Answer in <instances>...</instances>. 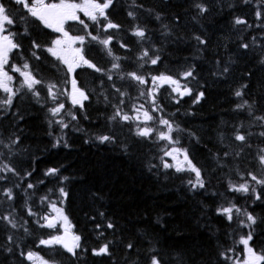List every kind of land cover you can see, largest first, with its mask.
<instances>
[{
  "label": "trees",
  "instance_id": "16d2710c",
  "mask_svg": "<svg viewBox=\"0 0 264 264\" xmlns=\"http://www.w3.org/2000/svg\"><path fill=\"white\" fill-rule=\"evenodd\" d=\"M5 2L15 9L14 15H23L27 20V23L19 21L14 29L21 48L10 53L6 70L11 65L19 67L28 62L31 70L38 73L45 83H57L62 91L69 92L71 79L75 78L77 86L86 92L89 99L83 101L81 109L73 107L68 96L60 95L65 112L70 111L77 116L76 120H71L70 116L64 115L69 127L62 129L59 124H50L54 118L48 108L53 102L48 97L47 88L41 87L38 102L27 89L20 88L22 77L9 71L14 78L11 86L19 91L11 107L0 105V138L8 143L11 138L19 137L11 160L20 175L7 174V179L0 180V191L13 188L16 215L28 221V232L23 229L15 232V242L10 243L7 236L13 232H6L0 223V264H33L21 255L28 251L49 259L51 264L50 257L55 258L54 264H143L144 253L150 244L168 264H176L177 260L181 264H232L231 260L221 257V252L230 247L235 249L230 253L233 258L237 254L242 258L243 246L238 240L248 229L235 224L230 226L224 217L217 216L215 210L221 204H234L257 217L250 244L254 250L264 251V223H261L264 221V202L228 190L229 179L240 182L237 171L251 170L255 163L253 157L257 148L264 146L261 144L264 138L251 137L252 147L245 149V153L250 154L247 160L226 158L229 162L223 168L216 164L223 152L234 147L230 144L234 126L243 123L245 128L242 131L248 129L258 133L261 130L248 127L247 110H235L241 100L234 95L235 90L247 83L251 92L245 90L244 99L250 104L257 101L256 107L264 103L261 101L264 95V64L260 63V48L252 41L247 50L240 47L246 43L245 25L234 24L236 17L247 22L254 19L251 27L261 28L260 19L253 14L260 0H252L248 4L242 0H200L209 11L198 17L193 0H135V4L143 5L142 8L135 7L133 0H116L108 10L109 19L120 24L121 28L109 32L101 31L83 13H79L89 25L87 31L93 35L114 37L112 51L122 57L119 63L125 72L138 70L145 74L177 76L189 68L194 69L195 79L181 80L182 84L192 88V95L180 99L171 91V86L164 85L158 89L156 98L163 108L158 115L169 119L174 128L182 130L173 133L179 138V144L175 146L187 149L193 163L207 176V191L201 189L199 192L190 191L187 185L186 178L193 174L163 168L161 157L165 160V156L162 149L172 147L166 141L137 137L134 122L109 123L107 117L114 111L109 101L115 103L119 97L105 76L86 66L69 73L64 64L44 50L57 38L56 32L29 17L14 0ZM130 10L136 13L135 19L128 16ZM157 14L160 20L156 19ZM101 23L106 22L101 20ZM134 25L146 29L149 39L143 47L158 50L161 61L157 65L138 67L141 61L135 57L141 45L137 43L138 38L131 34ZM65 28L70 35H85L83 25L76 21H69ZM194 35L205 38L207 44L199 45L193 39ZM33 41L38 42L41 49H33ZM121 42L126 43L130 50L121 48ZM77 47H83L85 57L97 66L111 69L113 60L103 45L86 38L85 44ZM33 51L40 56L39 60L32 55ZM217 61L220 63L217 64ZM225 65L229 68L228 73L214 75ZM116 83L123 85L128 93L124 97L123 108L129 115H133L135 112L132 109L141 103L145 108L151 107L146 98L139 97V91L146 90L144 86L129 80L117 79ZM201 91L204 97L195 103L193 97ZM6 95L0 91V100ZM105 96L108 101H105ZM151 126L158 127L155 123ZM111 132L116 135L113 142L101 144L96 139ZM57 141H60L59 146L54 147ZM0 152L8 156L7 148L0 147ZM51 168L59 169V173L45 176V171ZM28 172L32 175L26 176ZM257 172H264V169L257 166ZM28 183L36 187L27 189ZM17 184L19 187H15ZM61 187L67 192V197L60 195ZM257 190L261 189L258 187ZM45 195L56 206H61L72 225V232L81 236V245L85 250L78 251V258L59 246L53 249L40 245L41 239L52 236L50 229L36 223L39 215H50L51 212V206L41 201ZM4 201L6 198L0 196V211L7 207ZM29 206L37 216L27 214ZM109 222L115 225L113 229L106 227ZM97 225L101 227L97 228ZM109 241L110 256L92 254V249ZM129 242L138 245L135 252L127 250ZM8 248L12 251H7Z\"/></svg>",
  "mask_w": 264,
  "mask_h": 264
},
{
  "label": "snow or ice",
  "instance_id": "6c2138e0",
  "mask_svg": "<svg viewBox=\"0 0 264 264\" xmlns=\"http://www.w3.org/2000/svg\"><path fill=\"white\" fill-rule=\"evenodd\" d=\"M115 2L116 0H79V2H75V0H14V3L21 6L29 17L39 21L44 28L51 29L53 32L60 34V36L54 39L44 50L56 60L64 64L69 73L75 72L79 67L86 66L93 69L95 72L100 73L101 76H105L107 81L111 82L110 87L114 89L119 99H117L115 103L109 101L110 106L114 109L112 114L107 117L109 123L134 122L137 125L134 133L137 137L166 141L167 144L172 147L168 150L162 149L163 154L165 157H169L174 163H169L161 157L163 168L174 169L177 173L189 172L193 174L186 178L189 190L193 192H199L201 189L207 191V176L202 172L200 167L193 163L187 149L175 146L179 144V138L174 137L173 133L182 130L178 127L174 128L169 119L158 115L163 112V108L160 107L156 98L158 89L164 85L171 86V91L176 93L180 99L186 95H192V88L187 84H182L181 80L187 81L190 78L195 79L194 69L189 68L188 70L179 73L177 76L165 73H159L156 75L145 74L138 70L125 72L122 64L119 63L122 57L114 55L112 51L111 45L114 37L112 35L106 37H102L98 34L93 35L91 31H87L89 25L82 20L79 15V13H83L88 20L93 24H96L103 32L119 30L121 25L113 23L109 19L108 10L114 6ZM242 2L248 4L251 3L252 0H242ZM133 3L135 7H143V5L135 4V0H133ZM193 8L196 10L197 17L203 16L209 11L208 7L200 2V0H193ZM14 12L15 9L10 8L5 0H0V91L7 94L3 100H0V105L7 107L12 106L13 98L19 89L14 90L11 86L14 78L9 74V71L18 73L19 76L22 77L20 88L27 89L29 93L37 98L38 102H40L41 87L47 88L48 97H50L53 102V105L48 108L51 117L54 118L53 120H50V124H59L62 129L68 128L69 124L64 121V115L70 116L71 120H76L77 116L70 111L65 112V104L59 100L60 95L68 96L72 106H79L81 109L84 107L83 101L88 100L89 96L84 90L77 86V80L75 78L71 79L70 92L62 91L57 83H45V81L39 77L38 73H34L31 70L28 62H25L19 67L11 65L6 70V66H9L10 53H12L13 50H19L21 48L20 42L16 39L18 33L14 29L19 21L27 23V20L23 15H14ZM255 15L257 19H264V12L261 10H257ZM128 16L135 19L136 13L130 10ZM156 19H161L159 14L156 15ZM101 20L106 23L102 24ZM69 21H76L82 24L85 30V35H70L69 31L65 28V25ZM234 24L251 27L245 19L240 17L235 18ZM165 27L167 26L165 25ZM131 34L138 38L137 43L141 45L139 54L135 57L136 60L141 61L138 67L143 68L145 65L155 66L160 63L161 57L158 54V50H154L152 47H143L144 42L149 39L146 29L139 25H134L131 29ZM162 35L167 34L162 33ZM86 38L90 41H96L104 46L108 56L112 57L113 60L111 69L105 70L97 66V64L85 57L83 47H76V45L83 46L86 42ZM193 39H195L199 45L207 44V40L200 35H194ZM32 47L33 49L39 50L42 46L38 42L33 41ZM120 47L125 50H130L129 46L124 42L120 43ZM240 47L247 50L250 46L248 43H242ZM32 55L35 56L37 60L40 59V56L37 55L36 51H33ZM219 63L220 62L217 61V64ZM260 63L264 64V59H261ZM228 71L229 68L225 65L219 73H214V75H223L228 73ZM248 75H251V73ZM117 79L121 81L129 80L136 85L144 86L146 90H140L139 97L146 98V102L149 103L151 107L145 108V105L141 103L138 107L132 109V111L135 112L134 116L125 112L123 108L125 103L124 97L128 95V93L124 90L123 85H118L116 83ZM101 83L103 84L104 82L101 81ZM245 90H247L248 93L251 92L247 83H244L239 89L235 90L234 95L241 100V102L236 105L235 110H247L246 116L249 122L248 127H258L261 130L258 133H253L248 129L242 131L241 129L245 128L243 123L234 126L230 141V144H234V147H232L231 151L223 152L216 160L217 167H225L229 162L226 158H230L233 161L238 159L247 160V156L250 154H246L245 149L252 147L251 137L256 135L260 138H264V103H262L260 107H256L257 101L255 100L250 104L248 100L244 99V96L247 94ZM203 97L204 92H198L196 96L193 97L194 102L199 103ZM105 101H108L107 96H105ZM261 101L264 102V95L261 96ZM176 102L179 103V99H177ZM153 123L157 124L158 127H152L151 125ZM140 125L145 126L140 127ZM221 137H223V133H221ZM115 138L116 135L114 132L96 137L101 144L113 142ZM18 143L19 137L11 138L8 143H5V141L0 138V147L8 149L7 157L0 152V174H4L0 175V180L7 179V174H12L13 176L20 175L11 160L12 151ZM59 143L60 141H57L53 146L57 147L59 146ZM261 144L264 145V139H261ZM181 156L183 157L182 160L179 159ZM253 160L255 163L252 164L251 170L244 169L236 172L237 176H239V183L233 182L229 179L228 190L231 192L242 193L244 195H250L254 197L255 200L264 202V199H262L264 198V172H257V166L260 169H264V146H259L257 148ZM153 167L156 166L153 165ZM58 173L59 169L51 168L46 170L44 174L45 176H55ZM25 175L31 176L32 173L28 172ZM63 179L66 180L67 177H64ZM40 183H44V181H40ZM15 187H19V185L17 184ZM35 187L36 185L33 183L27 184V189H34ZM258 187L261 189L260 191L257 190ZM59 193L62 197H67V192L63 187L59 189ZM0 196L6 198L4 203L7 204V207L4 208L3 211H0V223L3 224L6 232L12 230L13 234H9L7 240L10 243H14L15 232H18L20 229H23L24 232H28L26 227L28 221L22 220L16 215V209L13 203L15 200V193L12 187H7L0 191ZM41 201L47 202L56 215H39V219L36 223H38L40 227H46L48 229H56L57 224H60L64 231L63 235H52L48 239H41L39 242L40 245L53 249L56 246H59L67 253L78 258V251L85 250L81 245V236L72 232V225L69 222L67 215L64 214L63 209L58 208L56 204L50 200L49 196L45 195L41 197ZM26 210L29 216L38 215L30 206L27 207ZM215 214L224 217L230 226L235 224L239 228L248 229V231L244 235H241L238 240L239 245L243 246V259L239 256L233 258L230 253L234 252L235 249L230 247L224 252H221V257L226 261L231 260L232 264H264V251L254 250V247L250 244L253 240L255 227L257 226V217L246 209L242 210L234 204H221L215 210ZM100 215L103 216L104 214L100 213ZM40 221H44V223H40ZM261 223H264V221H261ZM96 227L100 228L101 225H97ZM106 227L108 229H113L115 225L109 222ZM100 235L102 236L103 232H101ZM110 245L111 241L102 243L98 248L92 249V254L95 256H110L112 254ZM137 247L138 245H134L131 242L126 244V248L129 252H135ZM7 251L11 252L12 249L8 248ZM21 255H23L28 261L34 262V264H50L49 259H44L32 251H28L26 254L22 252ZM144 257L143 264H168V261L165 260L164 256L161 255V253L156 250L155 246L151 244L145 251ZM50 259L54 264L55 258L50 257ZM176 264H181V261L177 260Z\"/></svg>",
  "mask_w": 264,
  "mask_h": 264
},
{
  "label": "flooded vegetation",
  "instance_id": "af4514ba",
  "mask_svg": "<svg viewBox=\"0 0 264 264\" xmlns=\"http://www.w3.org/2000/svg\"><path fill=\"white\" fill-rule=\"evenodd\" d=\"M254 15L257 10H261L264 12V0H260V5L254 7ZM256 16V15H255ZM254 19L249 20L248 24L252 25L254 23ZM262 27L258 29H253L252 27H247L245 25L246 29V43L250 44V42H256L260 48L259 56L264 59V23L262 22ZM252 31V33H251ZM255 38V39H253Z\"/></svg>",
  "mask_w": 264,
  "mask_h": 264
},
{
  "label": "rangeland",
  "instance_id": "374dc122",
  "mask_svg": "<svg viewBox=\"0 0 264 264\" xmlns=\"http://www.w3.org/2000/svg\"><path fill=\"white\" fill-rule=\"evenodd\" d=\"M264 23V19H260V23ZM57 34V38L60 36V34L59 33H56ZM76 47H77V45H76ZM135 115V113L133 114V116ZM179 159L180 160H182L183 159V157L181 156V157H179ZM165 161H168L169 163H174L173 161H171V159L169 158V157H165ZM58 208H61V206L59 205V206H57ZM62 209V208H61ZM51 212H50V215H52V216H55L56 214L52 211V208H51V210H50ZM51 230V233H52V235H63V228L61 227V225L60 224H57V227H56V229H50ZM242 251H243V248H242ZM243 255H244V253H243ZM237 256H239V254H237L236 255V257ZM241 259H243V256H242V258ZM33 264H34V262H33ZM51 264V263H50Z\"/></svg>",
  "mask_w": 264,
  "mask_h": 264
}]
</instances>
